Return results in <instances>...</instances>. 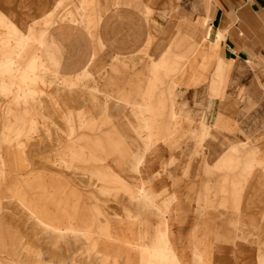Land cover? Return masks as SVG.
Masks as SVG:
<instances>
[{"label":"rangeland","instance_id":"374dc122","mask_svg":"<svg viewBox=\"0 0 264 264\" xmlns=\"http://www.w3.org/2000/svg\"><path fill=\"white\" fill-rule=\"evenodd\" d=\"M20 34L0 23V264H216L218 236L201 234V225L183 260L170 239L176 197L153 195L134 176L146 151L160 142L168 148L159 149L168 169L156 177L175 171L184 179L202 222L222 216L233 264H264L261 149L238 150L242 141L213 159L217 154L205 143L210 130L232 126L222 115L212 124L205 117L183 122L174 101L185 93L174 88L206 82L212 63L208 94L222 97L214 42L206 39L190 58L163 52L140 60L150 73L140 101H131L128 94L112 99L86 70L75 78L49 73L37 60L36 37L28 42V33ZM129 132L141 139L142 153H125ZM127 156L132 169L126 173ZM137 209L144 212L135 216Z\"/></svg>","mask_w":264,"mask_h":264},{"label":"crops","instance_id":"0c3cea01","mask_svg":"<svg viewBox=\"0 0 264 264\" xmlns=\"http://www.w3.org/2000/svg\"><path fill=\"white\" fill-rule=\"evenodd\" d=\"M91 12L96 17L94 36L90 32ZM0 23L11 24L21 33L19 38L28 33V42L36 37L37 60L49 73L75 78L86 70L99 79L101 90L112 99L128 94L131 101H140L137 93L147 84L150 73L148 65L140 60L157 59L163 52L190 58L206 39L214 42L222 63V97L210 100L208 94L212 63L204 73L209 75L206 82H187V86L178 84L174 88V94L178 89L185 92L181 98L175 95L176 108L183 122L189 117L200 122L205 117L212 124L222 115L232 126L230 131L214 127L210 130L205 143L211 156L217 154L213 159L230 144L242 141L246 143L238 150L257 145L264 155V0H94L90 7L88 0H0ZM193 89L198 96L191 99L189 91ZM139 120L135 117V121ZM136 128L137 125L134 131ZM125 134V148L129 149L125 153H142L137 150L143 149L141 139L131 132ZM163 144L157 143L146 151L145 161L134 176L139 186L144 185L153 195L165 191V198L176 197L175 210L169 217L171 241L186 261L184 251L193 250L194 230L201 225V234L218 236L216 264H233V244L222 216L215 214L202 222L192 209L193 200L184 193V179H178L175 171L156 177L159 171L168 169L159 150L168 149ZM129 159L130 156L125 161L121 159L126 173L132 169ZM136 211L135 216L144 212Z\"/></svg>","mask_w":264,"mask_h":264}]
</instances>
